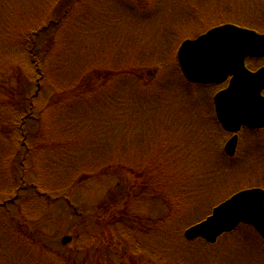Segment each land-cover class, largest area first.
Listing matches in <instances>:
<instances>
[{
	"label": "rangeland",
	"instance_id": "1",
	"mask_svg": "<svg viewBox=\"0 0 264 264\" xmlns=\"http://www.w3.org/2000/svg\"><path fill=\"white\" fill-rule=\"evenodd\" d=\"M223 23L263 33L264 0H0V264H264L250 225L212 246L184 238L234 193L264 188V129L242 130L226 161L231 134L211 116L226 84H188L189 96L178 68L182 41ZM138 64L161 78L145 82ZM157 156L183 198L174 211L121 168ZM130 188L145 191L128 201L137 222H99Z\"/></svg>",
	"mask_w": 264,
	"mask_h": 264
},
{
	"label": "water",
	"instance_id": "2",
	"mask_svg": "<svg viewBox=\"0 0 264 264\" xmlns=\"http://www.w3.org/2000/svg\"><path fill=\"white\" fill-rule=\"evenodd\" d=\"M248 57H264V34L234 24L210 29L179 47L177 59L185 78L199 84H221L229 78L226 89L214 97L217 118L235 135L225 150L234 155L237 133L242 127L264 128V67L251 71ZM240 223L252 225L264 238V190L240 191L218 205L205 220L189 227L185 238H203L214 243ZM70 236L63 238L67 244Z\"/></svg>",
	"mask_w": 264,
	"mask_h": 264
},
{
	"label": "trees",
	"instance_id": "3",
	"mask_svg": "<svg viewBox=\"0 0 264 264\" xmlns=\"http://www.w3.org/2000/svg\"><path fill=\"white\" fill-rule=\"evenodd\" d=\"M33 58H34V55L31 57V61L34 64V67H35L36 71L39 74V78H37V84H38V86L41 87L42 84L39 82V80H43V77L45 78V76H46L44 74L45 70L41 66L40 62L37 59H35V58L33 59ZM135 69L136 70L135 71L133 70V71L135 73L137 71L138 75L142 79H145V82H148L146 80L155 82L156 80L161 78V72H160V70H159V68L157 66L155 68H153V70H152L153 74L146 73V67H144V66H142L140 64L135 65ZM130 70L131 69H124V70H120L119 69L118 72H120V74H125V73L129 74ZM116 74H118V73H116ZM182 79H183V82H184V86L183 87H184V90L186 92V95H189V96L193 95V97H194V95H196L195 93H192V95L190 94V92H194V91H191V88L189 87V86H192V85H189L188 88H187V85L189 83H187L184 80V78H182ZM109 81H111V80H109ZM161 83L163 84V86H165L163 80L161 81ZM169 84L170 83H168V86H169ZM163 89H165V88H163ZM72 91L74 93L77 92L74 89H72ZM32 98L33 99H30V101H31V103L33 105L34 97H32ZM31 109H32V107H31ZM142 109H144V106H142L140 108V111ZM137 123H139V122H137ZM142 125H144V123H142ZM168 141H170V139H168ZM161 145H159V147H161ZM173 147H174V145H173ZM117 160H120V158L117 159ZM154 160L155 161L152 162V165H149L146 170L144 169L143 164H141V166L131 165V167L128 166V165H122L121 168L127 169L128 171H132V175L135 174L137 176V178H141L143 181H138V184H141V186H143V187H145L147 189L148 188L153 189V191H154L153 194H156L158 191H162L163 194H164L163 196L165 197V199L167 201H169V203L171 205V208H172V211H174V207L179 205L178 202H183V200H182L183 198L181 196V193H178L177 191H175V187L171 186L168 181H167L166 186H165V184H163L162 179H164V175L166 174L165 168H164L163 159L160 156H157V158L154 159ZM161 160L163 162H161ZM104 167H106V166L104 165ZM114 168H116V167H114ZM174 177L175 176H173V178ZM80 180H82V179H80ZM134 187H136V186H134ZM166 188H167V190H165ZM130 189H131V191H129V196L131 197L130 199L125 201V199L123 198L124 200L121 199L114 205H111V201L108 204L105 203L106 204L105 209L103 210L102 214H97V217H98L97 220L99 222L103 223V224L107 223L105 225L110 226V227L112 225L117 226V224H123V226L125 228H130V225L128 223H125V219H128L130 222H137V221H133V220H134V218H137L139 216V214H138V212H134V211H132V213H131L130 203L128 201H132V200H134L136 198H138V199L142 198L141 196H143L145 194V191L142 190L141 193L139 191L136 195H133V192H134L133 189H135V188H130ZM54 191L55 190H53V192ZM171 192L174 194V196L171 194ZM177 195L180 196V199L177 198L178 197ZM188 200H190V199L187 198L186 201H188ZM179 208H182V207H179ZM141 228L143 229V226L140 227V229H139L140 233H141V231H147L148 232L150 229H153V227H151V225L147 226L145 230H141ZM137 235H138V233H137ZM109 246H111V245H109ZM130 258L132 259V257H130ZM135 263H136V261H135ZM135 263L133 262V264H135Z\"/></svg>",
	"mask_w": 264,
	"mask_h": 264
}]
</instances>
